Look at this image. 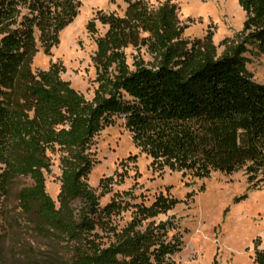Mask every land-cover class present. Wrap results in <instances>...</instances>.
I'll list each match as a JSON object with an SVG mask.
<instances>
[{
  "label": "rangeland",
  "instance_id": "374dc122",
  "mask_svg": "<svg viewBox=\"0 0 264 264\" xmlns=\"http://www.w3.org/2000/svg\"><path fill=\"white\" fill-rule=\"evenodd\" d=\"M75 2L76 14L61 30L60 43L47 53L38 41L32 69L36 73L57 69L89 104L106 87L124 105L106 112L92 140L79 150L91 161L85 179L99 196L101 212L91 229L82 231L76 239L40 234L37 206L22 205L17 198L20 189L33 181L22 176L14 179L8 194L0 191V264H99L104 250L113 245L121 251L117 254L119 264H130L127 240L139 233L149 237L151 249L164 250L163 264H257L264 257V159L253 162L245 158L242 139L247 129H238L237 147L224 152L234 155L228 160L234 168L229 171L205 157V146L200 147L194 134L199 128L194 118L187 123L170 109L146 105L136 87L114 86L120 68L129 75L142 65L152 72L159 70L166 46L151 31L143 30L135 43H121L110 51L109 56L116 52L117 57H103L102 63L97 58L98 41L110 29L106 18L124 17L134 4L139 10L147 9L150 20L162 8H168L178 15L177 31L170 40L178 50L174 69L182 74L184 69L186 75L187 52L190 62L233 55L240 75L255 86H264V35H255L264 26V17L258 25L247 23L260 2ZM19 9L23 14L28 12L23 6ZM127 106L139 110L150 124H135L133 118L137 117L126 110ZM47 149L50 167L43 169L45 191L60 210L64 201L63 169L76 162L78 150L58 143ZM196 154L204 155V163ZM249 167L256 170L249 174ZM5 168L0 161V174ZM71 206L77 215L82 201L73 200ZM156 259L153 255L151 262Z\"/></svg>",
  "mask_w": 264,
  "mask_h": 264
},
{
  "label": "trees",
  "instance_id": "16d2710c",
  "mask_svg": "<svg viewBox=\"0 0 264 264\" xmlns=\"http://www.w3.org/2000/svg\"><path fill=\"white\" fill-rule=\"evenodd\" d=\"M75 1L0 0V161L6 165L0 174V191L8 194L10 182L20 176L32 179L33 183L21 188L17 198L22 205L37 206L35 217L39 219L40 234L44 232L54 238L65 235V240L76 239L82 231L91 229L101 212L99 196L85 179L91 161L79 150L92 140L106 112L124 106L106 87L96 101L89 104L61 78L57 69L37 73L32 69L39 50L38 41L47 53L60 43L61 30L76 14ZM256 1L260 2L259 8L250 15L248 24L249 21L260 24L258 21L264 17V0ZM19 6L28 12L23 14ZM137 7L131 6L124 17L106 18L110 29L98 41L97 60L102 63L103 57H117L116 52L109 56L110 51L121 43H135L137 35L146 30L153 32L157 41L166 46L163 62L156 72L142 65L129 75L125 68H120L122 72L113 80L114 86L136 87L146 105L170 109L187 123L194 118L199 123L194 134L200 147L205 146V157L224 169H234L228 163L234 155H224V152L237 147L241 127L247 129V136L242 139L245 158L253 162L264 159V86H255L241 76L233 55L220 60L203 57L190 62L192 58L187 52L186 58L190 61L184 63L186 75L184 69L182 74L172 67L178 50L170 44L177 31V13L162 8L150 20L151 13ZM261 27L255 35H264V26ZM216 87L218 89L213 91ZM126 110L137 117L133 118L135 124H150L134 107L127 106ZM53 143L78 150L76 162L63 169L64 201L60 210L45 191L43 175V169L50 167L47 148ZM196 156L204 163L203 154ZM255 170L249 167L248 173ZM77 199L82 201V207L75 215L71 202ZM43 222L49 226L45 227ZM127 244L130 264H163L164 250L151 249L153 244L146 234L129 236ZM115 246L104 250L99 264H119L117 254L121 251ZM153 255L158 258L154 263L151 262ZM257 264H264V257Z\"/></svg>",
  "mask_w": 264,
  "mask_h": 264
}]
</instances>
